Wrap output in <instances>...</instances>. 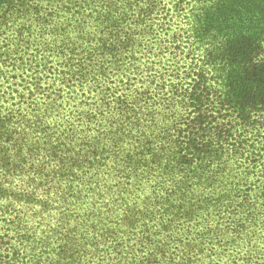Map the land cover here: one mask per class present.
I'll return each mask as SVG.
<instances>
[{
	"label": "trees",
	"instance_id": "obj_1",
	"mask_svg": "<svg viewBox=\"0 0 264 264\" xmlns=\"http://www.w3.org/2000/svg\"><path fill=\"white\" fill-rule=\"evenodd\" d=\"M9 25L37 52L0 90V264H264V0H0Z\"/></svg>",
	"mask_w": 264,
	"mask_h": 264
},
{
	"label": "rangeland",
	"instance_id": "obj_2",
	"mask_svg": "<svg viewBox=\"0 0 264 264\" xmlns=\"http://www.w3.org/2000/svg\"><path fill=\"white\" fill-rule=\"evenodd\" d=\"M3 29L4 28L0 29V90H2L3 87L6 88V85L9 83L20 81V77L24 76L25 70L28 68H30L31 73L35 74L36 66L33 61L37 52L35 48L37 43L28 45V42L22 35V31L13 26L5 30L8 31V33L3 34ZM37 54V58L40 57V55L42 56L39 52ZM137 128L138 127H135V129ZM45 166H51L50 162L47 161ZM130 235L131 239L135 236L134 233H130ZM87 245H91V249L95 255L98 250L95 242H87ZM87 245L85 246L86 253ZM162 259L164 258H160L159 264H161ZM132 262V254L127 249V251H122L120 253V258L117 264H132ZM166 262L170 264L168 260H166Z\"/></svg>",
	"mask_w": 264,
	"mask_h": 264
}]
</instances>
